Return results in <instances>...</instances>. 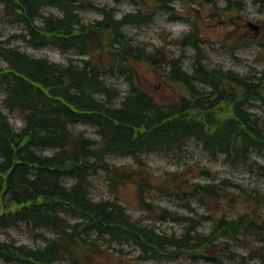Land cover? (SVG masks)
Instances as JSON below:
<instances>
[{"label":"trees","instance_id":"16d2710c","mask_svg":"<svg viewBox=\"0 0 264 264\" xmlns=\"http://www.w3.org/2000/svg\"><path fill=\"white\" fill-rule=\"evenodd\" d=\"M157 1L160 8L166 9L169 14L173 12L172 5L176 0ZM256 1L264 2V0ZM69 2V0H0V4H3L0 5V20L3 16L9 23L20 25L23 28L20 36L25 41L31 36L32 43L36 47L55 45L65 48L63 50L76 48L81 34L85 37L86 47H90V53H96L95 58L103 55L108 58L105 64H101L97 59L87 64L82 62L83 67L55 66L47 59H40L16 48H10L9 41L0 37V82L6 86L2 88L8 94L5 105L11 111L17 108L21 110L25 106L23 111H18L19 115L24 117L23 122L25 121L23 129L19 131L14 130L15 127L11 125L10 120L0 113V232L20 228L21 225L26 224L35 231L46 229L57 234L56 238L48 240L47 244L40 248L0 240V261L7 264L16 260L18 264H86L84 260L89 261L90 258L79 260L75 256V249L87 242L86 246L98 254L104 247L97 238H105L111 244L125 241L132 243L140 251L139 261L180 259L185 255L197 253L203 255L211 243L222 239L234 240L243 230L251 233L257 229L252 234L258 235V238L260 233L263 235L264 219L258 224L253 219L243 216L231 221H220L207 236L199 235L187 228L185 233L176 238V235L160 233L153 226L133 220L118 199L106 200L107 203L105 200L93 201L90 197L89 177L101 173L112 181L111 185L114 187L119 183L136 184L142 196L141 201H144V187L148 185L149 180L144 169L143 155L155 152L176 154L193 139L198 140L210 155L223 156L225 162L231 165H242L257 170L264 178V164L259 161V159L264 160V118L253 111L257 104L264 105V80L262 78L255 80L251 75H239L231 71L208 70L199 61L194 65L193 71L189 72L184 69L179 58H167L157 52L149 53L142 44L134 43L133 37L127 32V27L142 23V18L135 13L126 14L119 19L115 17L112 9L104 8L102 18L93 25L94 30L91 33L83 27L74 31L71 24L76 12L70 9ZM56 6L62 7L64 16L60 18L66 21V25L60 23L64 28L61 26L62 38L59 39L55 38L59 30L57 23L59 17L54 13L44 14L46 9ZM106 10L109 12L104 13ZM173 18L179 16L176 14ZM100 32H105L104 36L99 37ZM194 39L191 40L197 48L198 40ZM110 52L112 53L109 54ZM130 60H147L150 64L159 66L164 60L170 67L169 78L182 84L187 89L189 97L164 105L149 92L133 86L135 84L132 82L134 80L133 75H130L131 71L128 74V81L133 89L129 94L128 91L123 94L106 80L103 70L107 65L112 64L115 68L126 72L129 70L127 63ZM35 74L39 77H35ZM30 78L33 79L30 81ZM53 79L55 83L51 86ZM61 82L62 87L59 84ZM36 84L40 85L36 86ZM43 84L45 86L48 84L50 87L48 85L45 87ZM58 85L60 89L65 86L64 90L59 91ZM202 85H206L207 88ZM49 90L52 92L54 90L53 93L49 92L52 95L47 92ZM36 92L40 96H36L37 100L34 98ZM41 96H43L42 100ZM27 98L29 102L24 101ZM42 106L46 108L42 109ZM58 114L62 115L59 117ZM40 115H43V118ZM39 117L40 119H37ZM105 121L110 122L107 124ZM110 123L112 125H109ZM76 124L94 126L97 132L99 131V139L92 141L93 139L84 131L75 130ZM66 134L69 135L68 138ZM71 137L76 138L77 143ZM57 138L61 142H58ZM66 140L67 144L64 143ZM46 145L54 147V153L42 152L38 157L35 149L42 150L47 147ZM65 145L69 154L66 149H61ZM64 152L65 155L62 154ZM112 156L133 158L136 169L111 163ZM69 161H71L70 165ZM67 167L70 168L69 171ZM46 170L52 171L55 176L53 175L52 179L46 178V173L51 175ZM72 176H76L77 179L70 185L66 184V178ZM199 185L193 186L202 191L200 195L224 196V192L223 194L218 192V186L212 189L208 184L201 188ZM183 193L188 194V190ZM229 200L232 202L233 199L229 198ZM251 203L260 204V200L252 195ZM69 214H74V218ZM67 217L70 219H66ZM90 226L94 229H90ZM90 231L96 234L95 241L79 243V240H86L82 239V236L87 238ZM189 245L193 248L191 249Z\"/></svg>","mask_w":264,"mask_h":264},{"label":"rangeland","instance_id":"374dc122","mask_svg":"<svg viewBox=\"0 0 264 264\" xmlns=\"http://www.w3.org/2000/svg\"><path fill=\"white\" fill-rule=\"evenodd\" d=\"M69 1L70 9L79 12L82 20L88 23L101 19L103 15L100 7L105 6L112 9L115 17L119 19L129 13L139 15L142 23L127 27L134 43L142 44L149 53L157 52L167 58H179L186 71H193L197 59L202 58L207 68H214V71H231L239 75H251L255 80H264V2L176 0L174 12H177L179 18H173L176 14L171 16L166 9L160 8L157 0ZM49 13L58 17L64 16L60 6L44 11L46 15ZM4 18L6 17L2 16L0 20V37L9 41L10 48H16L40 59L48 58L66 66H84L81 65L82 55L75 49L61 51L54 45L36 47L31 36L28 41L20 36L23 32L20 25L11 24ZM248 22L255 24L258 30L249 27ZM188 34L192 35L188 37ZM191 39L198 40L197 48ZM105 45L109 47L108 44ZM95 55H89L91 61L98 59L101 64L108 62L105 55L97 58ZM127 66V74L112 64L103 70L106 80L123 94L126 91L129 94L133 86L140 87L164 105L175 103L185 96L189 97L184 86L168 78L170 67L164 60L161 61V66L150 64L147 60H130ZM130 71L134 80L132 82L135 84L133 86L128 81ZM0 86V113L18 128L22 127L25 124L24 117L19 115L20 110L11 111L5 105L8 94L2 88L5 85L0 82ZM202 86L207 88L206 85ZM253 111L264 118V105L257 104ZM74 128L84 131L92 139L98 140L100 137L94 126L78 124ZM143 157L149 180L148 185L144 187V201H141L142 196L136 184L119 183L114 187L111 185L112 181L103 173L89 177L90 197L93 201L118 199L133 220L153 226L160 232L176 235V238L187 231V228L207 236L225 219L231 221L248 216L247 218L258 224L262 223L264 178L257 170L242 165H231L225 162L223 156L210 155L202 144L194 139L189 140L179 153L155 152ZM110 161L118 166L136 169L131 157L112 156ZM259 161L264 164V160ZM197 184H200L199 188L206 187V184L212 189L218 186V192H224V196L200 195L202 191L193 186ZM185 190H188V194L183 193ZM252 195L258 197L260 204L251 203ZM229 198L233 199L232 202ZM256 230L251 233L243 230L234 240L222 239L208 245L204 257H213V261L202 258V253L185 255L180 259L139 261L140 251L132 243L125 241L111 244L102 239L97 240L104 248L95 254L86 246V241H95L94 235L87 238L82 236V239L86 240H79V243L86 244L75 249V256L79 260L90 258L89 261L84 260L86 264H264L263 237H260L261 233L259 238L258 235L252 234ZM4 231L0 232L1 241H13L32 248L44 247L48 239L57 237L51 230L35 231L26 224ZM189 247L193 248L191 245ZM225 253L228 255H224ZM0 264L7 263L0 261Z\"/></svg>","mask_w":264,"mask_h":264},{"label":"bare ground","instance_id":"6f19581e","mask_svg":"<svg viewBox=\"0 0 264 264\" xmlns=\"http://www.w3.org/2000/svg\"><path fill=\"white\" fill-rule=\"evenodd\" d=\"M178 1L180 2L181 0H178ZM174 4H175V2H174ZM174 4L172 5V7H173V8H172V9H173V12L171 13V16H174V11H175V8H174L175 5H174ZM104 8H107V7H106V6H105V7H100V9H102V11H103ZM108 9H109V8H108ZM108 12H109V10H106L104 13H108ZM102 14H103V13H102ZM176 14H177V12H176ZM72 20H74V21L72 22L71 26H72V29H73V27H74V31H76L77 28H82V27H83L84 29H86V31H87L88 33H91V32L94 30L93 25H95V24L98 22V20H96V21H94V22L88 23L87 21L82 20V18H81V16H80V13H79V12H77V13L74 15V17L72 18ZM57 23H58V26H59V30H58V32H57L55 38L59 39V37L62 38L61 35H62V31H63V29L61 30V28H62L63 26L61 25V26H62V27H61V26H60V23H61V24L64 23V25H66V21L62 20V19L59 17ZM78 24H79V25H78ZM75 27H76V28H75ZM63 28H64V27H63ZM69 28H70V27H69ZM65 30H66V29H65ZM71 31H73V30H71ZM74 31H73V32H74ZM106 31H107V29H106ZM70 33H71V32H70ZM70 33H69L68 36H70ZM104 33H105V32H100L98 36H99V37H102V36H104ZM72 35H73V34H72ZM191 35H192V34H188V37H190ZM64 36H65V35H64ZM80 36H81L80 38L77 36V37H78V45H77V47H76V48H70V49H68V50L75 49L76 51H78L79 54L82 55L81 65L83 66L84 64H83L82 62H84V63H86V64L89 63V62L91 61L90 58H89V55H90L91 57H93L95 54L90 53V47L87 48V47H86V44L84 43V41H85V37H83L81 34H80ZM186 37H187V35H186ZM71 38H72V37H71ZM63 39H64V37H63ZM100 40H102V39H100ZM65 41H66V40H65ZM70 41H71V39H70ZM70 41H69V42H70ZM71 43H72V41H71ZM74 44H75V43H74ZM87 45H88V44H87ZM54 46H55V45H54ZM68 46H69V45H68ZM70 46H72V45H70ZM75 46H76V45H75ZM55 47L58 48V49L61 50V51H67V50H63V49H65V48H61V47H58V46H55ZM40 48H42V47H40ZM2 50H3V49H2ZM84 50H86V51L84 52ZM15 55H16V54H15ZM16 56H17V55H16ZM18 57H19V56H18ZM3 59H4V58H3ZM12 59H13V58H12ZM47 59H48V58H47ZM201 59H202V58H198V59H197V62L199 61L200 64H202L206 69L214 71V68H211V69L207 68L206 64H205L204 61H202ZM1 60H2V59H1ZM48 61H50L51 63H53L55 66H66V65H63V64H60V63H57V62L51 61L50 59H48ZM181 61H182V60H181ZM9 62H10V61H9ZM12 64H13V63H12ZM92 64H93V63H92ZM182 64H183V63H182ZM68 71L70 72V70H68ZM71 71H72V70H71ZM169 72H170V71H169ZM226 72H227V71H226ZM23 73H25V72L23 71ZM26 73H27V72H26ZM26 73H25V74H26ZM74 73H75V71H73V74H74ZM77 73H78V72H77ZM25 74H23V75L20 74V75H22V76L24 77ZM27 74H28V73H27ZM66 74H67V73H66ZM71 74H72V73H71ZM73 74H72V75H73ZM72 75H68V76L72 77ZM22 76H21V77H22ZM29 76H30V73H29ZM36 76L39 77V75H36V74H35V77H36ZM40 78H41V77H40ZM32 79H33V78H32ZM32 79L30 78V81H31ZM45 79H46V78H45ZM48 79H49V78H48ZM50 79H51V78H50ZM61 79H62V78H61ZM13 80H14V79H13ZM26 80H27V78H26ZM36 80H37V79H36ZM62 80H63V79H62ZM27 81H29V80H27ZM39 81H40V80H39ZM53 81H54V79H53ZM57 81H58V80H57ZM6 82H7V81H6ZM19 82H20V81H19ZM25 83H26V82H25ZM30 83H32V82H30ZM35 83H37V81H36ZM35 83H33V84H34V87H35ZM48 83H49V82H48ZM50 83H51V82H50ZM53 83H55V81L51 83V86H52ZM23 84H24V82H23ZM26 84H27V83H26ZM28 84H29V83H28ZM56 84H57V83H56ZM59 84H61V87H62V82L59 83ZM21 85H22V84H21ZM37 85H40V84H36V86H37ZM43 85H44V84H43ZM47 85H48V84H47ZM47 85H46V86H47ZM54 85H55V84H54ZM63 85H64V84H63ZM23 86H24V85H23ZM41 86H42V85H41ZM44 86H45V85H44ZM46 86H45V87H46ZM48 86H49V85H48ZM5 87H6V86H5ZM28 87L30 88V86H28ZM45 87H44V88H45ZM49 87H50V86H49ZM54 87L56 88V86H54ZM58 87H59V85H58ZM24 88H26V87H24ZM29 88H27V89H29ZM41 88L43 89V87H41ZM64 88H65V86H64ZM64 88H61V89H60V87H59V91H60V90H64ZM9 89H10V88H9ZM31 89H32V88H31ZM49 89H50V88H49ZM51 89H53V87H51ZM140 89H141V88L139 87V90H140ZM25 90H26V89H25ZM34 90H35V88H34ZM40 90H41V89H40ZM40 90H39V93H40ZM44 90H47V89H44ZM56 90H57V89H56ZM9 91H10V90H9ZM11 91H13V90H11ZM29 91H31V90H29ZM36 91H37V90H36ZM41 91H42V90H41ZM50 91H51V90H49V91H47V92L49 93ZM141 91H143V90L141 89ZM24 92H26V91H24ZM27 92H28V91H27ZM33 92H34V91H33ZM45 92H46V91H45ZM51 92H52V91H51ZM53 92H54V90H53ZM53 92H52V93H53ZM57 92H58V91H57ZM57 92H56V93H57ZM28 93H29V92H28ZM30 93H31V92H30ZM30 93H29V94H30ZM58 93H59V92H58ZM24 94H25V93H24ZM26 94H27V93H26ZM31 94H32V93H31ZM36 94H37V92H36ZM44 94H45V93H44ZM16 95H17V94H16ZM33 95H34V93H33ZM33 95H32V96H33ZM40 95H41V94H40ZM49 95H52V94L49 93ZM61 95H63V94H61ZM29 96H30V95H29ZM29 96H27V97H29ZM32 96H31V97H32ZM36 96H39V94L34 95V98H36ZM39 97H40V96H39ZM42 97H43V96H41V100L43 99ZM50 97H51V96H50ZM50 97H49V98H50ZM57 97H58V95H57ZM63 97H64V96H63ZM5 98H6V96H5ZM5 98H4V99H5ZM25 98H26V96H25ZM25 98L23 97V99H25ZM32 98H33V97H32ZM34 98H33V99H34ZM53 98H54V97H53ZM11 99H12V98H11ZM14 99H15V98H14ZM16 99H17V98H16ZM19 99H20V98H19ZM29 99H30V98H29ZM59 99H60V98H59ZM61 99H64V98H61ZM26 100H28V98H27ZM26 100H24V101H25V102H29V100H28V101H26ZM36 100H37V98H36ZM36 100H35V101H36ZM17 101H18V100H17ZM20 101H21V100H20ZM24 101H23V102H24ZM46 101H47V100H46ZM51 101H52V99H51ZM23 102H22V104H23ZM33 102H34V101H33ZM36 102H37V101H36ZM43 102H45V101H43ZM53 102H54V101H53ZM60 102H61V101H60ZM85 103H86V101H85ZM85 103H83V104H85ZM22 104H20V105H22ZM51 104H52V102H51ZM40 105H41V104H40ZM40 105H39V106H40ZM54 105H55V104H54ZM57 105H58V104H57ZM61 105H62V104H61ZM250 105H251V104H250ZM23 106H24V105H23ZM26 106H27V105H26ZM30 106H31V105H30ZM35 106H36V105H35ZM46 106H47V104H46ZM84 106H85V105H84ZM42 107H43V106H42ZM44 107H45V106H44ZM44 107H43L42 109H44ZM48 107H50V105H49ZM48 107H47V108H48ZM52 107H53V105H52ZM59 107H60V106H59ZM59 107H58V110L60 109ZM20 108H21V107H20ZM31 108H32V107H31ZM36 108L39 109V107H36ZM36 108H35V109H36ZM45 108H46V107H45ZM54 108H55V106H54ZM61 108H62V107H61ZM17 109H19V108H17ZM24 109H25V106L22 107L21 110L23 111ZM28 109H29V108H28ZM35 109H33V110L35 111ZM40 109H41V108H40ZM40 109H39V110H40ZM56 109H57V108H56ZM19 110H20V109H19ZM21 110H20V111H21ZM82 110H83V109H82ZM86 110H87V109H86ZM25 111H27V110H25ZM31 112H32V111H31ZM31 112H30V113H31ZM35 112H36V111H35ZM41 112H42V110H41ZM57 112H58V111H57ZM60 112H61V111H60ZM64 112H65V111H64ZM64 112H63V113H64ZM82 112H83V111H82ZM85 112H86V111H85ZM88 112H90V111H88ZM250 112H251V111H250ZM24 113H25V112H24ZM43 113H44V112H43ZM63 113H62V114H63ZM37 114H39V113H37ZM48 114H49V112H48ZM48 114H47V115H48ZM51 114H52V113H51ZM54 114H55V113H54ZM62 114H61V115H62ZM65 114H66V112H65ZM252 114H253V113H252ZM35 115H36V114H35ZM61 115H60V116H61ZM68 115H69V114H68ZM97 115H98V114H97ZM255 115H257V114H255ZM36 116H37V115H36ZM40 116H41V118H43V117H42L43 115H40ZM58 116H59V114H58ZM60 116H59V117H60ZM87 116H90V115L87 114ZM87 116H86V117H87ZM95 116H96V115H95ZM46 117H48V116H46ZM54 117H55V115L52 116V118H54ZM59 117H57V118L59 119ZM76 117H78V116L76 115ZM82 117H83V116H82ZM93 117H94V116H93ZM73 118H75V116H73ZM79 118H80V117H79ZM79 118H78V120H79ZM83 118H84V117H83ZM90 118H91V117H90ZM90 118H88V119L90 120ZM94 118H95V117H94ZM109 118H110V117H109ZM111 118H112V117H111ZM111 118H110V119H111ZM26 119H27V117H26ZM37 119H40V117L37 118ZM44 119H47V118H44ZM91 119H92V118H91ZM98 119H99V117H98ZM106 119H107V118H106ZM106 119H105V120H106ZM114 119H115V118H114ZM49 120H50V119H49ZM52 120H53V119H52ZM56 120H57V119H56ZM62 120H63V119H62ZM69 120H70V116H69ZM76 120H77V119H76ZM84 120H86V119H84ZM89 120H88V121H89ZM96 120H97V119H96ZM96 120H95V121H96ZM41 121H42V120H41ZM53 121H55V118H54ZM58 121H59V120H58ZM101 121H102V120H101ZM103 121H104V120H103ZM257 121H258V120H257ZM9 122L11 123V125H14V127H15L14 130L19 131L20 129H23L22 127H23L24 125H23L22 127L18 128V127H16V125L13 124L11 121H9ZM59 122H60V121H59ZM63 122H64V120H63ZM68 122H69V121H68ZM68 122H67V123H68ZM70 122H71V121H70ZM72 122H73V121H72ZM77 122H78V121H77ZM109 122H110V121H109ZM109 122H108V123H109ZM111 122H112V121H111ZM115 122H116V121H115ZM115 122H114V124H116ZM251 122H252V121H251ZM33 123H34V121H33ZM33 123H32V124H33ZM52 123H53V122H52ZM52 123H50V124H52ZM57 123H58V122H57ZM61 123H62V122H61ZM67 123H65V124H67ZM74 123H75V122H74ZM105 123H107V122L105 121ZM105 123H104V124H105ZM108 123H107V124H108ZM117 123H118V122H117ZM36 124H37V123H36ZM53 124L56 125L55 123H53ZM59 124H60V123H59ZM59 124H58V125H59ZM72 124H73V123H72ZM92 124H93V123H92ZM98 124H99V123H98ZM37 125H38V124H37ZM54 125H53V126H54ZM67 125H68V124H67ZM76 125H77V124H76ZM109 125H112V124L110 123ZM56 126H57V125H56ZM61 126H62V125H61ZM100 126H101V125H100ZM116 126H118V125L116 124ZM35 127H36V126H34V128H35ZM63 127H64V126H63ZM54 128H55V126H54ZM54 128H53V129H54ZM58 128H59V127H58ZM64 128H65V127H64ZM53 129H52V130H53ZM74 129H75V128H74ZM108 129H110V128H108ZM36 130H37V129L35 128V131H36ZM54 130H55V129H54ZM102 130H104V129H102ZM111 130H113V129L111 128ZM57 131H59V130H57ZM61 131H62V129H61ZM72 131H73V130H72ZM74 131H75V130H74ZM106 131H107V129H106ZM64 132H65V131H64ZM79 132H80V131H79ZM98 132H99V131H98ZM70 133L73 134L72 132H70ZM103 133H105V131H104ZM35 134H36V132H35ZM64 135H65V133H64ZM64 135H63V136H64ZM66 135H68V134H66ZM74 135H75V134H74ZM36 136H37V135H36ZM57 136H58V135H57ZM61 136H62V135H61ZM59 137H60V135H59ZM59 137H58V138H59ZM68 137H69V135L67 136V138H68ZM72 137H73V136H72ZM72 137H71V138H72ZM84 137H85V136H84ZM84 137H83V139H84ZM86 137H87V136H86ZM36 138H37V137H36ZM58 138H57V139H58ZM60 138H61V137H60ZM60 138H59V139H60ZM62 138H63V137H62ZM71 138H70V140H71ZM88 138H89V137H88ZM52 139H53V138H52ZM59 139H58V142H61V141H59ZM72 139H74V138H72ZM75 139H76V138H75ZM75 139H74V142L76 141V143H77V140H75ZM77 139H78V138H77ZM38 140H39V139H38ZM54 140H55V138H54ZM61 140H62V139H61ZM80 140H82V139H80ZM89 140H92V139H89ZM89 140H88V142H89ZM49 141H51L50 138H49ZM63 141H64V138H63ZM63 141H62V142H63ZM78 141H79V140H78ZM92 141H95V140L93 139ZM66 142H67V140H66L64 143H66ZM79 142H83V141H79ZM79 142H78V143H79ZM46 143H48V142L46 141ZM46 143H43V144H46ZM49 143H51V142H49ZM55 143H56V141H55ZM55 143H54V144H55ZM68 143H69V141H68ZM76 143H75V144H76ZM85 143H86V140H85ZM90 143H91V141H90ZM92 143H94V142H92ZM39 144H40V143H39ZM43 144H42V145H43ZM60 144H61V143H60ZM66 144H67V143H66ZM49 145H50V144H49ZM51 145H53V144L51 143ZM56 145H58V144H56ZM71 145H73V144H71ZM79 145H80V144H79ZM46 146H47L46 148H43V149H42V150H44V151H42L41 149H36V152L38 153V157H40V155H41L42 152H45L46 154H52V153H54V149H53L54 147L52 148V147H48V145H46ZM75 146H76V145H75ZM55 147H56V146H55ZM77 147H78V145H77ZM77 147H76V148H77ZM79 147H80V146H79ZM83 147H84V146H83ZM85 147H86V146H85ZM40 148H41V147H40ZM81 148H82V146H81ZM90 148H91V147H90ZM90 148H89V149H90ZM95 148H96V147H95ZM95 148H93V149H95ZM61 149H63V150L66 149V151H67V145L61 147ZM77 149H79V148H77ZM77 149H75V150H77ZM84 149H86V148H84ZM93 149H92V150H93ZM55 150H57V148H56ZM92 150H90V151H92ZM59 151H60V150H59ZM77 151H79V150H77ZM84 151H85V150H84ZM95 151H96V150H95ZM55 152L57 153V151H55ZM62 152H63V151H62ZM80 152H81V151H80ZM59 153H60V152H59ZM59 153H58V156L60 155ZM65 153H66V152H64V153H62V154L65 155ZM67 153L69 154V151H67ZM72 153H73V151H72ZM142 153H143V152H142ZM76 154H78V153H76ZM139 154H140V153H139ZM143 154H145V153H143ZM89 155H90V154H89ZM86 156H88V155H86ZM140 156H141V155H140ZM61 157H62V156H61ZM67 157H68V156H67ZM67 157H63V158H67ZM70 157H71V153H70ZM68 158H69V157H68ZM89 158H90V156H89ZM50 159H52V157H51ZM53 159H54V158H53ZM57 159H58V158H57ZM91 159H92V157H91ZM54 160H55V159H54ZM67 160H69V159H67ZM88 160H89V159H88ZM88 160H87V161H88ZM39 161H40V160H39ZM39 161H38V162H39ZM44 161H46V160H44ZM51 161H52V160H51ZM58 161H59V159H58ZM61 161H62V160H61ZM83 161H84V157H83ZM40 162H41V161H40ZM40 162H39V163H40ZM39 163H38V164H39ZM43 163H44V162H43ZM51 163H52V162H51ZM66 163H67V161H66ZM70 163H71V161H69L68 164L70 165ZM54 164L56 165V163H54ZM64 164H65V162H64ZM64 164H63V165H64ZM68 164H67V165H68ZM110 164H111V163H110ZM41 165H42V164H41ZM45 165H46V164H45ZM45 165H44V166H45ZM51 165H52V164H51ZM67 165H66V166H67ZM69 165H68V166H69ZM57 166H58V164H57ZM64 166H65V165H64ZM48 167H51V166H48ZM52 167H53V166H52ZM40 168H41V166H40ZM55 168H56V167H55ZM57 168H58V167H57ZM61 168H62V167H61ZM43 169H44V168H43ZM67 169H68V167H67ZM69 169H70V168H69ZM69 169H68V171H69ZM65 170H66V169H65ZM54 171H55V170H54ZM58 171H59V170H58ZM60 171H61V170H60ZM41 172H42V171H41ZM46 172H48V173L50 172V174H51V175H47V173H46V175H45L46 178H48V179H52V178H53L52 176L54 175V173H53L52 171H48V170H46ZM56 172H57V171H56ZM58 173H59V172H58ZM58 173H56V174L58 175ZM62 173H63V172H62ZM54 176H55V175H54ZM65 176H66V175H65ZM57 178H58V177H57ZM54 179H55V178H54ZM60 179H61V178H60ZM76 179H77L76 176L67 177L66 180H65V183L68 184V185H70V184H71L73 181H75ZM107 202H108V201H106V203H107ZM111 202H113V201H111ZM108 210H109V209H108ZM125 213H126V212H125ZM73 215H74V214H69V216H73ZM62 216H63V215H62ZM69 216H68V217H69ZM63 217H64V216H63ZM68 217H67L66 219H70V218H68ZM247 217H248V216H247ZM71 218H72V217H71ZM73 218H74V216H73ZM84 221H85V220H84ZM77 222H78V221H77ZM80 223H81V222H80ZM122 223H123V222H122ZM81 224H82V223H81ZM75 225H76V224H75ZM78 225H80V224H78ZM82 225H84V224H82ZM115 225H116V224H115ZM78 227H79V226H78ZM81 227H83V226H81ZM84 227H85V226H84ZM90 229H94V228H93L92 226H90ZM156 231H158V230L156 229ZM94 232H95V230H94ZM159 232H160V231H159ZM160 233H161V232H160ZM87 234H88V232H87ZM200 234H201V233H200ZM90 235H94V236H95V233L92 234V232L90 231L89 234H88V236H90ZM98 236H99V235H98ZM100 236H101V235H100ZM102 237H103V236H102ZM104 237H105V236H104ZM260 237H263V242H264V233H263V235H260ZM97 239H102L103 241L106 242L105 238H97ZM48 240H50V239H48ZM219 242H220V241H219ZM215 243H217V242H215ZM210 245H211V244H210ZM210 245H209V246H210ZM38 248H40V247H38ZM225 252H226V251H225ZM227 253H229V251H228ZM227 253H225L224 255H228ZM6 256H10V255H6ZM204 256H205V255H204ZM204 256H202V258H203ZM222 257H223V256H222ZM231 257H233V256H231ZM9 258H10V257H9ZM13 258L16 260L15 257H13ZM193 258H195V257H193ZM204 258L208 259V257H204ZM228 258H229V257H228ZM170 259H171V258H169V259H167V258H161V259H152V260H154V261H164V260H170ZM8 260H9V259H8ZM143 260H144V261H150V259H149V260H147V259H143ZM208 260L213 261L214 258H213V257H210ZM16 261H17V260H16ZM16 261H12L11 263L18 264V261H17V262H16ZM87 261H88V259H87Z\"/></svg>","mask_w":264,"mask_h":264}]
</instances>
